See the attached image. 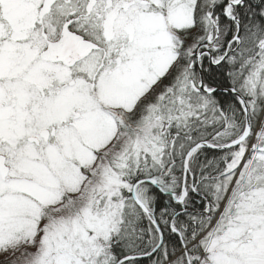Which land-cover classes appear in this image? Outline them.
Here are the masks:
<instances>
[{"label":"snow or ice","instance_id":"snow-or-ice-1","mask_svg":"<svg viewBox=\"0 0 264 264\" xmlns=\"http://www.w3.org/2000/svg\"><path fill=\"white\" fill-rule=\"evenodd\" d=\"M0 264H264V0H0Z\"/></svg>","mask_w":264,"mask_h":264}]
</instances>
